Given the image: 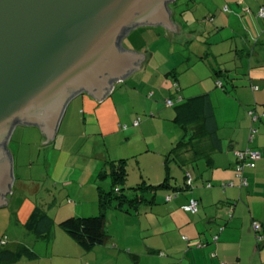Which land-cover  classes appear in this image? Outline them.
<instances>
[{
  "label": "crops",
  "instance_id": "0c3cea01",
  "mask_svg": "<svg viewBox=\"0 0 264 264\" xmlns=\"http://www.w3.org/2000/svg\"><path fill=\"white\" fill-rule=\"evenodd\" d=\"M263 4L264 0H221L214 4V17L173 16L178 29L166 25H138L132 28L130 38L122 39V45H127L128 51L144 54L147 61H141L139 72L124 79L127 88L118 90L116 87V92L105 94L101 99L88 92L77 94L68 103L57 133L49 139L42 131L40 134L38 126L18 124L13 136L37 131L48 145L45 159L48 184L44 190L42 180L34 176V159H22L21 148L11 149L18 184L12 185L14 193L6 195V199L12 201L10 206H0V216L7 222L3 231L8 230L13 214L11 205L15 204L16 224L22 226L23 231L21 229L22 235L8 238L7 246L16 249L25 245L34 250L46 243L45 256L52 263L55 256H59L80 263L82 260V264H100L99 259L86 255L73 238L78 246L69 239L71 236L62 231L59 222L70 216L100 212L99 187L107 189L112 183L108 173L102 174L110 169V161L128 159L125 183L129 187L134 185L131 175L139 181L136 185L148 178L153 181L147 183H163L165 154L191 133V129L175 121L176 108L171 112L170 108H165V105L170 106L166 100L179 94L184 100L206 94L215 108L220 148L210 158H199L187 167L194 177L191 189L183 188L186 186L185 167L173 161L170 186L145 191L146 201L136 207L111 210L108 224L120 225L121 231L107 229L109 239L99 245L105 247L102 259L112 264H264V241L258 244L251 229L252 220H259L264 230V123L253 122L248 110L254 107L262 110L264 106V19L257 17ZM218 70L229 75L230 93L216 85ZM121 81H116V85ZM124 90L130 99L134 96L141 99L143 110L137 106L135 111H151L150 115L140 117L138 125L134 124L137 116L116 97ZM216 102H223L228 109L219 111ZM165 113L167 120L176 124L166 137L160 124L166 119L163 118ZM156 114L159 118H155ZM253 126L258 131L249 142L248 134ZM117 136H125L126 144H116ZM248 147L262 153L257 166L246 169L248 186L224 187L223 182L227 180L238 182L236 151ZM147 159L151 160L155 171H159L155 176L145 174L143 161L146 163ZM131 163L137 166L135 171L128 169ZM174 165L182 170L183 179L176 177ZM43 190L50 195L49 202ZM17 192L20 194L16 196ZM173 193L174 197L166 200ZM192 198L199 201V210L194 214L182 208ZM37 208L49 216L52 209L57 208L54 218L50 216L54 225L47 239L37 236L46 229L45 221L29 225ZM230 208H233L232 216H229ZM221 225L225 226L219 232ZM217 232L219 239L213 241L212 236ZM131 235H139V238H130ZM198 240L207 245L197 246ZM33 258H38V254Z\"/></svg>",
  "mask_w": 264,
  "mask_h": 264
},
{
  "label": "water",
  "instance_id": "95a60500",
  "mask_svg": "<svg viewBox=\"0 0 264 264\" xmlns=\"http://www.w3.org/2000/svg\"><path fill=\"white\" fill-rule=\"evenodd\" d=\"M169 1L0 0V206H10L18 184L14 128L38 126L49 139L74 96L116 92V81L147 61L122 38L138 25L178 29Z\"/></svg>",
  "mask_w": 264,
  "mask_h": 264
},
{
  "label": "trees",
  "instance_id": "16d2710c",
  "mask_svg": "<svg viewBox=\"0 0 264 264\" xmlns=\"http://www.w3.org/2000/svg\"><path fill=\"white\" fill-rule=\"evenodd\" d=\"M261 5V7H263ZM258 9V11H259ZM260 19H264V17L258 16ZM132 29V28H131ZM129 29V30H131ZM126 31L127 32L129 31ZM123 39V38H122ZM227 72V71H226ZM222 75V76H221ZM216 76V85L218 87L223 88L226 92H231L228 86L231 79L229 75L224 73L221 70L215 72ZM218 80H221V84H218ZM254 89H258V86H253ZM174 101L173 106H175L177 110V114L175 116V121L187 128V130L191 129V133L187 136L183 137L177 144L167 153L165 154V180L163 183L156 185L147 183V181H142L136 186L127 187L132 190L133 195H128L124 192L126 185V176H127V161L126 158H121L118 160H113L109 162L110 169L104 171L102 174H109L112 177V183L109 188L99 187V206L100 212L96 215L89 216H70L65 218L59 222L61 228L66 231L71 238H73L79 246L84 251H91L99 245H103L109 239V234L106 230V211L113 204V202L117 201V207H125L139 205L146 201V197L144 192L147 190H154L159 186H170V178L172 177V173L170 170V164L173 161H176L181 167H185V185L184 189H191L194 184V177L191 172L187 169V167L199 158L212 156L214 152H216L220 148L221 140L217 134V121L215 116V108L211 102V99L208 95H200L187 100L179 94L178 96L171 97ZM255 109L256 113L261 114L264 111V106L262 110L254 108L248 109L249 111ZM250 115V114H249ZM250 118L253 122H262L264 123V119L262 116L254 120L250 115ZM140 122V117H138ZM258 131V128L253 126L249 130V142H252L255 138V135ZM237 151L248 152L244 157H239ZM236 151V162H235V170L237 181L227 180L223 182V186L226 187L228 185H237L240 188H246L249 184L248 177L246 175V169H254L257 166L258 161L262 157V153L259 149L255 147H248L245 149ZM251 151L259 152L258 158H253L251 155ZM191 176L192 181L188 182V177ZM125 184L122 187V184ZM211 185V183H208ZM177 188V187H176ZM168 197H170L168 199ZM174 197L173 194H169L166 200H171ZM194 199L198 203L197 211L193 212L190 210H186L184 208L185 205L190 203V201ZM188 203L184 204L182 208L191 213H197L199 210V201L195 198H192ZM233 215V208L229 210V216ZM40 221H45L47 223L46 229L39 232L37 234L38 237L47 239L49 238L53 225L54 219L47 215L42 211L41 208H37L36 211L31 215L29 225L38 223ZM225 225L220 226V231L224 229ZM251 229L255 235L256 242L262 243L264 241V230L263 223L259 220H252ZM219 232L215 233L212 236L213 241H217L219 239ZM183 238L189 241V237L186 235ZM8 237L3 235L0 237V264H12L17 262L24 256L33 258L36 253L34 250L30 249L25 245H20L16 249H11L7 246ZM207 243L198 240L197 246L204 247ZM175 264H180L179 262H175ZM221 264H226L222 262Z\"/></svg>",
  "mask_w": 264,
  "mask_h": 264
},
{
  "label": "rangeland",
  "instance_id": "374dc122",
  "mask_svg": "<svg viewBox=\"0 0 264 264\" xmlns=\"http://www.w3.org/2000/svg\"><path fill=\"white\" fill-rule=\"evenodd\" d=\"M223 1L225 2V0H223ZM215 3L216 4L221 3V0H176V3L171 4V11H172V15L174 17H214V9L216 8V6H214ZM123 82H124V80L117 83L116 87H118L117 88L118 90L121 89L122 87H124V88L128 87ZM125 91L126 90H124V93L121 96L116 94V97L120 98L123 101V104L125 106L127 105L126 108L130 109V112H132V115H134V116L136 115L137 118L150 115L151 111H141V110H143V105L141 104V99L138 98L139 96H134V99L133 98L130 99V96L129 95L127 96L125 94L126 93ZM158 100L160 102H163V99H158ZM216 104L219 107V111H223V110L226 111L228 109L227 105H225V104L222 105L223 102L222 103L216 102ZM137 106H140L142 109L141 110L137 109L135 111L134 108ZM165 108H170L171 109L170 112H171V111H174L175 106L165 105ZM159 116L160 115L156 114L155 118L156 117L159 118ZM224 116H226V114ZM149 117H151V116H149ZM163 118H166V119L161 120L162 122L160 121V124L163 125L164 134H165V135L164 134L163 135H164V137H166V135L172 133V131L174 129L173 127L176 126V124H173V122H169V120H167V118H169V117H167L166 113L163 115ZM170 118H172V117H170ZM60 125H61V122H60ZM34 127H36V126H34ZM39 132L42 135L41 129H39ZM39 132H37V131H36V133L27 132L24 135L16 133L15 136H13L14 132H12L10 139H9V142H10V147L12 150L17 151L18 148L22 149V151H23L22 157H21L22 159L32 158L35 160V162H34L35 169H32V171L34 172V176H36V177L38 176V178H40V180H42V183L44 185L43 189L45 190V187H47V184H48V174H47V169L45 166V159H46V155H47L46 154V147H48V145L46 146L45 141L42 140ZM124 140H126L125 136H117L116 137V144L118 143V144L124 145V144H126V141H124ZM118 149L122 150L120 148H117V150ZM117 150H116V152H117ZM116 152L114 151V153H116ZM51 157H53V156L51 155ZM143 162H144L143 163L144 166H146L145 167L146 168V172H145L146 175L148 174L147 172H149V173L153 174V176H155V174H157L159 172V171H155L154 165H150L151 160L147 159L146 163H145V161H143ZM172 164H174V163H172ZM135 168H137V166H134V163H131L130 165L128 164V169H130L131 171H133V170L135 171ZM173 171L176 174V177H179L180 180L183 179L184 174L180 168H177L174 165ZM14 174H15V165H14ZM136 175H138V174H136ZM131 177L133 179V181H132L133 182L132 184H134L133 186H136V183L139 181H135V175H131ZM147 181L152 182L153 180L148 178ZM103 186H106V185H103ZM121 186L124 187L125 184L123 183ZM127 187H129V184L127 186H125L124 192L130 195V192L132 190H130ZM44 190L42 192L45 193V195H44L46 198L45 200H46V202H49L51 200V198L48 196H50V195H47V192ZM19 194L20 193L17 192L16 196ZM41 200H42V202L45 201L43 199H41ZM116 204H117V201L113 202V204L106 211V215H107V219H106L107 228H106V230L110 229V228H114L113 229L114 232H120L121 231V229L119 227L120 225L116 226L114 223H112L111 225L108 224V214L110 213L111 210H113V211H122L123 210L122 207H117ZM14 205L15 204H13V203L11 205V210L13 211V214L11 216L12 220H11V223L9 224L10 226H9L8 230L3 231V228L7 224V222L4 223L3 222L4 218H1V216H0V237L3 235H6V236H8L9 239L10 238L12 239L15 236L17 237L19 234H21V229L23 231L22 226H20V225L18 226V224H16L15 214H14V212H15V206ZM56 209L57 208L52 209L53 213L50 216H52V217L54 216V214H55L54 211H56ZM115 209H120V210H115ZM123 211H125V210H123ZM116 224H119V221H116ZM62 231H64V230H62ZM68 237H70V236H68ZM130 238H139V235L137 237H136V235H131ZM69 239L71 241H73V243H76L72 238H69ZM9 245H11V244H9ZM76 245L78 246L77 243H76ZM78 247H80V246H78ZM107 247L112 248V246L109 244H107ZM120 248H122L123 250H126L125 247L120 246ZM104 249H105V247H103V246L102 247L97 246L96 248H94L91 251H87V252L84 251V253H86V255H91L93 260L99 259L100 264H112V262H107L106 261L107 259H102L104 257V254H103ZM34 251L38 254V258H36V259L35 258H32V259L22 258L21 260H18L17 262H14L12 264H82V260L80 263L76 259L64 260L63 258H61L59 256H55L53 263H52L51 260L49 259V257L45 256L46 252L48 251L46 243H44V245L41 246L40 248L39 247L37 249L34 248ZM119 264H122V262H120Z\"/></svg>",
  "mask_w": 264,
  "mask_h": 264
},
{
  "label": "built area",
  "instance_id": "2783aa9c",
  "mask_svg": "<svg viewBox=\"0 0 264 264\" xmlns=\"http://www.w3.org/2000/svg\"><path fill=\"white\" fill-rule=\"evenodd\" d=\"M258 16H260V17H264V6L261 7V8L259 9V11H258ZM218 84H221V80L218 81ZM166 102H167L168 105H173V103H174V101H173L171 98H168V99L166 100ZM249 114L252 116V118H253L254 120H256V119L259 117V115L262 116L263 119H264V111H263L261 114H258V113H256V110H255V109H252V110L249 111ZM134 124H135V125H138V124H139V119H136V120L134 121ZM125 127H126V125H125ZM247 153H248L247 151H246V152H243V151H237V154H238L239 157H241V158L244 157ZM250 153H251V155H252L253 158H258V157H259V152H257V151H251ZM191 181H192V178H191V176H189V177H188V182L190 183ZM169 198H170V197H168V199H169ZM184 208H185L186 210H190V211L195 212V211H197V209H198V203H197L196 200L192 199V200L190 201V203H188L187 205L184 206Z\"/></svg>",
  "mask_w": 264,
  "mask_h": 264
},
{
  "label": "flooded vegetation",
  "instance_id": "af4514ba",
  "mask_svg": "<svg viewBox=\"0 0 264 264\" xmlns=\"http://www.w3.org/2000/svg\"><path fill=\"white\" fill-rule=\"evenodd\" d=\"M172 3H176V0H172V1H169V2H167V4H168V7L171 9V4ZM172 12V11H171Z\"/></svg>",
  "mask_w": 264,
  "mask_h": 264
},
{
  "label": "bare ground",
  "instance_id": "6f19581e",
  "mask_svg": "<svg viewBox=\"0 0 264 264\" xmlns=\"http://www.w3.org/2000/svg\"><path fill=\"white\" fill-rule=\"evenodd\" d=\"M219 81V80H218Z\"/></svg>",
  "mask_w": 264,
  "mask_h": 264
}]
</instances>
